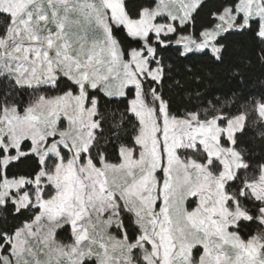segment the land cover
Masks as SVG:
<instances>
[{
	"label": "rangeland",
	"instance_id": "374dc122",
	"mask_svg": "<svg viewBox=\"0 0 264 264\" xmlns=\"http://www.w3.org/2000/svg\"><path fill=\"white\" fill-rule=\"evenodd\" d=\"M126 1L16 0L0 7L13 17L0 34V77L44 89L23 110H0L1 164L26 155L20 147L29 142L42 165L33 179L1 183L0 207L10 199L38 213L6 238L10 252L0 249V264H264V228L257 224L245 239L241 227L255 215L245 204L264 201V178L249 175L251 191L238 190L232 181L240 155L220 147L218 133L176 119L161 143L143 107L142 78L160 75L148 71L151 34L162 40L172 31L168 16L186 20L195 4L146 0L151 5L132 19ZM137 42L140 48H130ZM67 83L76 91L48 95ZM128 85L137 91L132 109L143 127L135 139L143 148L137 154L122 147L119 163L96 167L89 155L98 109L89 98L93 90L119 97Z\"/></svg>",
	"mask_w": 264,
	"mask_h": 264
},
{
	"label": "snow or ice",
	"instance_id": "6c2138e0",
	"mask_svg": "<svg viewBox=\"0 0 264 264\" xmlns=\"http://www.w3.org/2000/svg\"><path fill=\"white\" fill-rule=\"evenodd\" d=\"M6 2L15 3L16 0H0V7ZM207 0H184V4H195V8L186 20L178 17L168 16V22L172 25L171 32L163 33V39L153 36V44L159 45L161 49H172L181 60H191L193 57L200 58L208 67H220L232 64L233 68L229 72L232 78L241 86L231 94L233 98L232 107H217L216 104L206 108L203 112L197 107L186 108L183 113H179L173 104L172 99L165 93V86L169 90L176 85L183 90L185 96L190 98L193 94L196 97H205L207 84L202 85L200 75H191L194 71L193 65H184V71L189 76L187 83H182L179 77L172 78L171 73L165 74V68L171 69L172 64L166 66L163 63V56L153 55L149 65V72L159 70V78L151 75L142 78L145 89L142 95L143 107L155 118L156 138L161 143L169 135L166 127L170 121L176 119H187L193 128L206 127L218 133L215 136L216 143L226 149L232 150L240 155V167L237 168V177L232 183L238 190L251 191L249 185L252 181L249 175H255L257 179L264 178V72L261 73L256 83L260 88V95L254 97L251 94L244 95L242 89L248 87L246 81L247 72H241L236 67L239 63L234 60L232 52L229 50L228 39L233 36H240L251 41L254 45V55L257 63L264 69V0H222L221 7L213 10L206 18L197 19L200 11L205 6ZM162 15H167L163 13ZM0 17H6L7 23H12L11 13L0 11ZM6 27L4 31L6 32ZM247 66H252V60L243 62ZM206 75L211 76V71ZM193 85L195 87H193ZM204 89V92H201ZM10 95V93H9ZM137 91L135 85H128L122 96L106 97V99L122 100V108H108L105 105V115H100V104L98 98H89V106L97 101V114L94 117L97 128L95 133H104L105 124L110 130L109 135L103 137V147L111 143L119 151L122 137H128L132 132L131 144L138 154L143 145L136 142L135 137L143 127V121L138 118L137 112L133 111L132 104L136 100ZM227 99V98H226ZM203 102L204 99L198 100ZM220 102L217 101V104ZM172 131H175L173 128ZM14 151V150H13ZM67 151V149H65ZM29 155H34L28 150ZM231 152L228 155L231 156ZM5 155V149L0 148V160ZM87 156V153L85 154ZM38 166L40 159L36 157ZM12 161L11 163H15ZM220 164L219 160L214 161ZM5 177L15 178L9 175L8 168L0 164V181ZM32 179V177H29ZM25 187H28L26 185ZM247 199V197H243ZM258 207L255 208L253 220L264 228V222L260 217L264 216V201L254 199ZM255 235V232L253 233Z\"/></svg>",
	"mask_w": 264,
	"mask_h": 264
},
{
	"label": "trees",
	"instance_id": "16d2710c",
	"mask_svg": "<svg viewBox=\"0 0 264 264\" xmlns=\"http://www.w3.org/2000/svg\"><path fill=\"white\" fill-rule=\"evenodd\" d=\"M222 0H207L205 6L199 13L197 19L206 18L210 12L213 10H218L221 7ZM151 5L146 0H128L126 1L125 8L129 17L132 19H136L139 17L141 10L149 7ZM7 18L0 17V34L3 33V27L6 26ZM113 32L115 34L121 35L125 41L130 42L128 35L125 33L123 28H116L113 26ZM130 48H140V42H137V45L130 44ZM155 50V55L163 56V63L166 66L168 63L172 64L171 69L165 68V74L167 75L169 72L171 73L172 78L179 77L182 83H187L186 77L190 74L184 71V65L187 63H191L193 65V73L191 75H200L202 78V85L207 84V92L205 93V97H196L194 94L188 98L185 96L184 91L178 89L176 85H173V88L169 90L167 86H165V93L169 95L172 99L173 104L176 107L177 112L183 113L186 108H194L197 107V110L203 112L206 108L210 107L213 104H216L217 107H226L231 108L233 98L231 94L234 90L239 89L241 86L237 81H235L229 72L232 70V64H226L220 67H208L205 63L198 57H193L191 60H181L176 52L172 49H161L159 45L152 44ZM229 50L232 52L234 56V60L239 62L236 64V67L241 72H247L246 81L248 82V87L242 89L244 95L251 94L254 97H258L260 95V88L257 85L256 81L260 77L261 73L264 72V69L260 67V65L256 61V57L254 55V45L251 41L245 40V38L240 36H233L228 39ZM251 59L252 66L249 67L243 62ZM211 71L212 75L208 76L206 73ZM63 79V78H62ZM62 79L60 81H62ZM193 87H195L193 85ZM60 90H51L47 92L48 95L53 96L59 93H64L68 90L76 91V88L69 85L61 86ZM44 89L32 90L27 87H20L13 83L11 79L6 76L0 77V110L4 105H14L19 109H25V106L32 100L35 96L42 94ZM48 90V89H45ZM145 89L142 88V92L144 93ZM201 92H204V89H201ZM10 93V95H9ZM93 95V93H92ZM95 96L98 98L100 104V115L103 116L106 113L105 105L108 108H122L123 101L122 100H113L106 99L105 96L101 94H96ZM227 98V99H226ZM204 99L203 102L198 100ZM217 101L220 103L217 104ZM109 129L105 124L104 133H96L95 142L90 150V159L92 163L96 167H100L102 162L107 163H119L120 158V149L122 147H133L131 144L132 132H129L128 137H122V143L120 144L119 151L117 152L116 148L109 143L107 147H103V137L109 135ZM31 150V144L29 142H24L20 151L25 153L26 155L19 157L14 160L15 163H9L5 168H8L9 175L14 176L13 179L18 178H27L32 177V179L38 174L41 167L38 166L36 156L29 155L28 150ZM17 153L16 150L10 151L11 156H15ZM5 156V155H4ZM4 158V157H3ZM1 164V160H0ZM7 178V177H6ZM9 179V178H7ZM3 181V180H2ZM0 181V187L1 183ZM249 209H255L258 207L256 204H245ZM38 211L36 209H32L31 207L25 209H18L17 206L9 200L0 207V249L2 248V253L7 255L10 252V245L7 243V237H10L16 233L23 225L26 223H30L33 221ZM126 226H129V223L126 220ZM258 225L253 223H241V227L246 229L245 239H248L253 236V233H256V227Z\"/></svg>",
	"mask_w": 264,
	"mask_h": 264
}]
</instances>
